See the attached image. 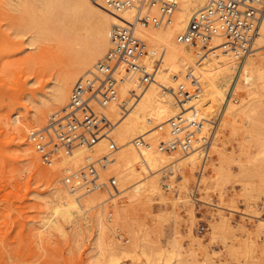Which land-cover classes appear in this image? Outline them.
I'll return each instance as SVG.
<instances>
[{
	"label": "bare ground",
	"instance_id": "bare-ground-1",
	"mask_svg": "<svg viewBox=\"0 0 264 264\" xmlns=\"http://www.w3.org/2000/svg\"><path fill=\"white\" fill-rule=\"evenodd\" d=\"M207 1L176 0L177 9L170 22L164 26L143 24L138 20L133 9L111 12L92 0L4 1L5 8L16 14L13 23L15 25L9 28L13 34L26 35L29 46L42 41H55L62 49L65 48L69 52L67 67L55 76L48 90L34 100L31 118L23 119L19 125L18 131L21 136H24L25 129L30 132L35 127L37 129L44 127L49 120L48 117L66 108L73 84L78 78L91 71L104 55L110 45L113 26L120 24L122 20L134 23L135 34L145 42L148 50L161 53V61L154 81L142 90L139 98L127 112L121 114L118 103L112 101L98 108L113 123L109 135L111 142L116 146L110 153L112 161L105 169L100 170V179L105 180L110 175L114 176L117 191L109 193L107 190L96 189L89 192H72L64 185H59V180L51 179L52 184L48 193L42 197L45 211L40 220L39 236L44 233L50 235L51 230L64 235L65 227L80 230L81 221H83V227L86 226L85 228L88 229L93 218L99 230V252L94 261L96 264L115 262L116 248L102 242L103 234L110 226L111 221L108 222V220L113 217V212L115 215L113 218H117L130 205L144 197L153 194L163 196L166 189L162 187L161 181H164L163 171L169 164H172V167L164 176L172 178L181 169L193 172L202 158L197 150L181 153L162 151L157 148L159 141L170 136L169 119L179 113L171 89L175 88L179 82L188 86L187 72L199 81L201 90L197 97L184 102L181 107L182 113L185 115L192 113L197 118L205 119L212 117L215 113L219 115L215 137L211 142L205 163L200 162V171L197 176V181H202L205 188L204 168L211 151L213 154L216 151L218 155L222 153L220 144L223 140L220 137L226 136L225 132H228L229 135L226 138L231 139L239 130L241 132L244 130L246 134L253 126L252 114L255 109L250 106V103L257 98L258 84L264 78V53L258 50L264 45V16L256 38V48L245 58L238 60L231 52L224 50L221 46L223 43L221 36H213L208 43V50L201 55L202 52L198 47L179 42L177 36L186 28L190 15L201 9ZM31 21L33 26L30 24ZM78 45L81 47L78 48ZM75 46H78L77 49ZM228 84L230 87L226 92L227 88L224 89V86ZM131 87H134L131 79L122 81L118 88L119 99H124ZM236 90L244 91L237 102L231 99L236 94ZM235 116H243L241 126L235 123ZM248 136L247 134L243 137L242 134L245 141ZM137 137H142L146 144L136 146L134 139ZM109 144V141L101 139L92 149L78 148L72 153L59 151L56 158L49 162L51 170H63L62 172L66 173L77 170L84 166L88 159L106 154ZM259 149V155L264 157V146ZM260 158L257 156V159ZM38 161L37 155L30 152L29 163L36 171L43 172ZM241 165L240 168L244 166ZM216 173L218 175L217 170ZM179 178L182 180V177ZM171 184L172 179L167 182L168 188H172ZM180 187H185V184L181 182ZM173 200L176 203L184 201L180 196H176ZM218 207L223 208V206ZM90 212L93 213L92 216ZM220 221L223 224L227 223L224 214L220 215ZM256 221V229L264 235V218ZM178 247L174 251L177 256L180 254ZM138 251L150 262L159 259L161 255V252L148 253L140 243ZM174 264L181 263L177 260ZM254 264H264V244L259 248Z\"/></svg>",
	"mask_w": 264,
	"mask_h": 264
},
{
	"label": "rangeland",
	"instance_id": "rangeland-1",
	"mask_svg": "<svg viewBox=\"0 0 264 264\" xmlns=\"http://www.w3.org/2000/svg\"><path fill=\"white\" fill-rule=\"evenodd\" d=\"M4 1L0 0V264H96L99 230L93 218L88 229L81 221L80 230L65 227L64 235L51 230L50 235L39 236L45 211L42 197L51 179L63 186L60 178L66 172L51 170L28 141L29 130L21 136L18 127L31 118L34 100L67 67L69 52L55 41L29 46L26 35L13 34L9 28L15 25L16 14L5 8ZM258 50L264 53V45ZM225 86L228 92L230 85ZM258 86L259 94L250 103L255 109L252 132L239 130L231 139L225 132L220 137L222 153L211 151L204 168L206 188L197 181L202 158L193 172L181 169L172 178L164 176L172 167L169 164L161 181L166 189L163 196L144 197L117 218L110 210L113 217L102 242L116 248L113 264H174L177 260L181 264H254L264 244V235L255 227L256 220L264 218V157L259 155L264 146V78ZM243 94L236 90L231 99L237 102ZM234 121L241 126L243 116H235ZM242 134L249 135L246 141ZM30 152L37 155L43 172L29 163ZM171 179L172 188H168ZM181 182L185 187H180ZM176 196L184 201L176 203ZM221 214L226 224L220 221ZM138 242L148 253L161 252L160 258L146 260L139 254ZM177 246L178 256L174 254Z\"/></svg>",
	"mask_w": 264,
	"mask_h": 264
},
{
	"label": "built area",
	"instance_id": "built-area-1",
	"mask_svg": "<svg viewBox=\"0 0 264 264\" xmlns=\"http://www.w3.org/2000/svg\"><path fill=\"white\" fill-rule=\"evenodd\" d=\"M92 1L111 12L133 9L139 21L154 26L169 23L177 9L176 0ZM263 16L264 0H208L190 15L177 40L198 47L202 55L208 50L211 38L221 36L224 50L241 60L255 50ZM134 28V23L126 20L114 25L108 49L91 71L75 81L66 108L54 113L44 127L28 133V141L44 163L51 162L59 151L72 153L78 148L92 149L101 139L110 142L106 154L90 158L84 166L61 176V184L72 192L117 191L114 176L100 179V170L112 161L110 153L116 146L109 135L113 123L98 108L112 101L118 103L121 114L127 112L142 90L154 81L161 61V53L148 50ZM125 79H131L134 87L124 99H119V84ZM186 80L188 86L179 82L171 89L179 113L169 119L170 136L159 141L157 148L181 153L197 150L205 163L219 115L205 119L182 113L184 102L197 97L201 90L199 81L191 73H186ZM134 143L136 146L146 144L142 137L135 138ZM196 194L193 193V198Z\"/></svg>",
	"mask_w": 264,
	"mask_h": 264
}]
</instances>
